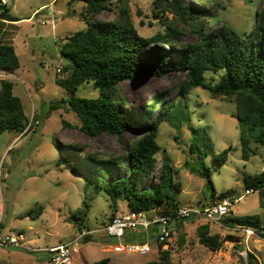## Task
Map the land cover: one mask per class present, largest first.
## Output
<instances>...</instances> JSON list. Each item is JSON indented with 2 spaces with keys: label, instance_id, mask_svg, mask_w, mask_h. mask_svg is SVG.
<instances>
[{
  "label": "rangeland",
  "instance_id": "obj_1",
  "mask_svg": "<svg viewBox=\"0 0 264 264\" xmlns=\"http://www.w3.org/2000/svg\"><path fill=\"white\" fill-rule=\"evenodd\" d=\"M6 1L4 10L17 21L0 20V45H9L13 40L20 68L13 73L0 71V81L13 82V92L21 98L32 126L28 132L0 135V232H22L25 247L36 249L70 242L78 236L75 224L69 219L81 212L86 197L91 207L84 221L85 228L90 231L103 228L104 221L112 214L110 199L103 190L97 189L95 179L102 174L95 171L88 174L83 158L87 152H99L104 157L118 159V165L105 177L107 182H112L128 174L125 149L139 134L126 131L122 141L107 134L92 139L78 130L63 127V121L71 125L79 122L69 104L51 110L53 103L67 101L71 96L69 91L56 84V80L67 77L64 68L70 64L61 54L64 41L88 27L86 3L83 0ZM110 3L109 9L100 12L95 19L112 20L118 7L123 5L129 8L142 37L150 38L165 29L158 19L152 17L153 0ZM197 3L213 12L214 18L207 24L213 28L226 25L241 37L252 31L264 6V0H186L187 5ZM165 17L172 20L173 15L166 14ZM178 23L186 33L182 43L194 42L196 35L189 27ZM154 56L150 54L146 60L150 61ZM61 67L62 72L57 73V68ZM220 75L207 73L206 80L215 84ZM185 80L186 74L172 72L160 78L126 81L119 85L120 94L128 102L127 111L140 120L143 116L138 113H145L153 94L165 92L164 101L174 105L160 125L157 140L161 151L156 156V172L149 179L139 180L137 187L145 190L157 184L163 160L167 159L174 166L175 180L181 186L177 192L180 207L203 208L215 199L206 187L207 179L194 172L202 170L205 164L216 196L229 192L230 198H240L232 205L229 217L259 215L264 225V191L246 194L244 185L245 174L254 177L264 172V147L251 143L256 155L244 160L236 105L223 98L215 99L203 88L192 89L188 97H183L180 89ZM77 96L96 98L98 91L93 84L85 83L79 87ZM194 139L200 149L207 152L204 163L190 151ZM69 144L85 145L86 149L78 155L68 148ZM229 147L232 150L227 161L220 164L215 156ZM65 154L77 164L80 174L63 162ZM38 207L43 208L38 219L26 216L32 210L36 213ZM167 212L171 209L164 204L147 212V216L156 218L167 215ZM117 213H128L125 198L119 201ZM226 218L216 223L198 218L173 222L168 240L173 263L247 264L248 260L239 254L238 249L239 245H247L249 253L256 255L258 264H264V246H261L262 251L258 249L264 237L255 232L249 235L238 226L225 223ZM201 225H209L210 236L222 243L219 250L213 251L200 243L198 227ZM160 232L159 226H152L147 231H127L122 238L97 232L81 241L72 264H95L104 258H109L111 264H146L159 257L157 237ZM146 238L151 247L149 254L114 252L116 246L145 242ZM26 248H0V264H51L47 254Z\"/></svg>",
  "mask_w": 264,
  "mask_h": 264
},
{
  "label": "trees",
  "instance_id": "obj_2",
  "mask_svg": "<svg viewBox=\"0 0 264 264\" xmlns=\"http://www.w3.org/2000/svg\"><path fill=\"white\" fill-rule=\"evenodd\" d=\"M83 1L86 3L85 19L88 27L64 41L61 54L70 64L64 68L67 77L56 80V84L69 91L71 96L67 101L53 103L51 110L69 104L79 122L71 125L63 121V127L78 130L92 139L107 134L122 141L126 131L139 134L125 149L129 171L123 177L112 182H107L105 178L118 165V159L104 157L99 152H87L82 161L88 174H94V171L102 174L97 175L95 180L98 191L103 190L110 199L111 219L116 216L122 198L126 199L130 212H151L166 204L171 209L167 215H171L180 208L177 192L181 186L175 180L174 166L167 159L163 160L157 184L145 190L137 187L139 180L149 179L156 172V156L161 151L157 140L160 125L171 113L173 102L164 101L165 92L153 94L145 113H138L143 116L140 120L127 111L128 102L119 92L122 82L160 78L172 72L184 73L186 80L180 89L183 97H188L192 89L203 88L215 99L223 98L236 105L244 160L248 161L256 155L251 143L264 147V6L257 15L252 31L241 37L226 25L213 28L207 24L214 18L213 12L198 3L187 5L186 0H153L152 17L158 19L165 29L145 38L138 33L128 7L119 6L114 19L101 21L95 16L109 9L111 0ZM166 14L173 15L172 20H168ZM8 20L17 21L10 15ZM178 22L189 27L196 35L194 42L182 43L186 33ZM150 54L155 56L150 61L146 60ZM19 68L20 60L14 46L0 45V70L13 73ZM207 73L221 75L213 84L206 80ZM85 83L93 84L98 91L96 98L77 96L79 87ZM0 84V135L6 132H28L32 124L29 123L21 98L13 92V82L2 79ZM68 148L79 155L86 146L69 144ZM231 150L232 147L223 150L215 159L224 164ZM190 151L204 163L207 152L200 149L195 139ZM63 162L80 174L77 164L67 154L63 156ZM194 172L207 179L206 187L211 191V197L215 198L213 202L229 197V192L216 196L205 164L202 170ZM244 185L246 190L264 191V172L254 177L245 174ZM90 207L86 197L81 212L69 219L78 232L85 228L84 221ZM42 212L43 208L38 207L36 213L32 210L26 216L38 219ZM224 221L232 226L253 230L264 237V225L259 215L228 217ZM198 234L200 243L205 247L213 251L221 248L222 243L210 236L209 225L199 226ZM158 254L157 260L146 264H174L170 250H163L160 244ZM110 262L109 258H104L95 264ZM255 263L258 264L256 257L249 253L247 264Z\"/></svg>",
  "mask_w": 264,
  "mask_h": 264
},
{
  "label": "built area",
  "instance_id": "obj_3",
  "mask_svg": "<svg viewBox=\"0 0 264 264\" xmlns=\"http://www.w3.org/2000/svg\"><path fill=\"white\" fill-rule=\"evenodd\" d=\"M0 5L6 7L7 1L0 0ZM62 70V67L57 68V73H61ZM30 123H32V120ZM245 192L246 194H249L252 193L253 190H246ZM239 199L240 198L233 199L227 197L223 200H215L203 208L189 206L180 207L175 214L164 215L156 218H149L147 216V212L128 211L126 214L117 213L113 219L107 217L102 225V229L90 231L87 228H83L81 232H79L78 236L70 242H60L53 246H41L36 249H28L25 247V236L22 232L12 233L11 231H4L0 232V248H26L27 250L33 252L47 254L48 261L51 264H72L74 255L79 251L81 241H84L89 236L98 234L97 232H105L110 237L122 238L126 235L127 231H147L152 226H159L161 232L157 237L158 243L162 245L163 250H168V240L172 235L171 226L173 222L190 218H198L206 221L207 223L219 222L224 218L229 217L232 205ZM240 229L249 233V235L254 234L253 230L244 228ZM243 247V250H239V254L247 261L250 250L247 245ZM114 252H131L146 255L151 252V247L148 242V238H146L144 243H130L126 246H116Z\"/></svg>",
  "mask_w": 264,
  "mask_h": 264
},
{
  "label": "water",
  "instance_id": "obj_4",
  "mask_svg": "<svg viewBox=\"0 0 264 264\" xmlns=\"http://www.w3.org/2000/svg\"><path fill=\"white\" fill-rule=\"evenodd\" d=\"M4 9H5V7L3 5H0V20H5L8 18V13ZM238 249L243 250L244 249L243 245H239Z\"/></svg>",
  "mask_w": 264,
  "mask_h": 264
},
{
  "label": "crops",
  "instance_id": "obj_5",
  "mask_svg": "<svg viewBox=\"0 0 264 264\" xmlns=\"http://www.w3.org/2000/svg\"><path fill=\"white\" fill-rule=\"evenodd\" d=\"M12 43H14L13 42V40H10V43L9 44H11V45H13ZM1 71V70H0ZM3 72V71H2ZM142 236V235H141ZM260 248H258L259 249V251H262V248H261V246H264V241H263V243H261L260 245ZM111 251V250H110ZM256 256V255H255ZM110 264H111V262H110Z\"/></svg>",
  "mask_w": 264,
  "mask_h": 264
}]
</instances>
